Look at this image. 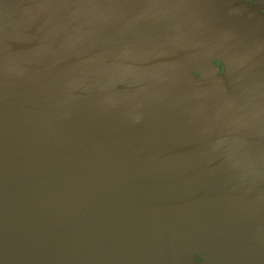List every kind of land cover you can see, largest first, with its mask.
<instances>
[{"label":"water","instance_id":"water-1","mask_svg":"<svg viewBox=\"0 0 264 264\" xmlns=\"http://www.w3.org/2000/svg\"><path fill=\"white\" fill-rule=\"evenodd\" d=\"M206 13L198 0L1 1L0 264H264V23L215 32ZM215 52L246 65L222 79L240 121L209 75ZM83 152L125 167L106 176L105 209L82 191L104 174L68 166ZM129 209L154 249L110 236Z\"/></svg>","mask_w":264,"mask_h":264},{"label":"rangeland","instance_id":"rangeland-1","mask_svg":"<svg viewBox=\"0 0 264 264\" xmlns=\"http://www.w3.org/2000/svg\"><path fill=\"white\" fill-rule=\"evenodd\" d=\"M1 1L2 0H0V8H1ZM210 22L214 25H218L216 27V29L213 27V25L208 27V30H210L212 32L214 31V29H215V32L220 30L221 26H223L221 21H216V22L210 21ZM207 54L208 53H207V47H206L202 51V54H201L200 65H201L202 69H205V60H207L205 57ZM209 63H210L209 67H208L209 75L211 76V78L214 80V83L218 87L227 109L230 111V114L232 115V117L234 119L240 121L241 120L240 114L237 111H234L232 109V103H231V100L228 98V96L225 92L224 86L222 84V79L225 83L229 82L228 84H230L231 80L239 83L240 77H238V76L241 75L245 71L246 65H243V69L238 68L237 66L242 64L241 60L231 58V57L221 58V57H219V54L217 52H215L213 54V56L210 57ZM243 81H244V79H241V82H243ZM235 86H239V84H236ZM108 149L110 151L114 150L111 148H108ZM178 151H179V148H178ZM83 154H85V155H79V154L75 153V155H73V157L71 158V163L68 160V166H70L69 167L70 171L75 177H81V178H83V176L86 177L84 175L85 173H80L81 167H83L85 169L87 175L96 169L99 170V173L104 174V175H100L101 177H100L99 185H95L96 182H94V179H96V177H95L96 174L94 175L93 182L84 181L82 191L85 194L84 196H87L89 198V201H87V203L95 202L90 207V209H102V208L105 209L107 207V204H103L102 201H106V198H105V196L101 190L103 189V191H104V189L106 187V184H107L106 176H107V174H110V173L115 172V171L117 172L118 170L123 171L125 167L117 165V164H115L113 162H109V161H107L105 163L100 162L99 164H97V161H102V160H96V158L93 159V157H96L95 154H94V156H92L90 153L86 154L83 152ZM197 155H199V156L202 155V152L199 151ZM203 155H204V157H203L202 161L196 160V168L200 169V171L198 172L199 176L200 177L203 176L204 181L209 182V179L206 177L207 176L206 172L209 169V165L207 164V162L204 161L205 155L207 156V153L205 151H203ZM99 156L100 155L97 156L98 159H99ZM121 156H123V154H121ZM179 156H180V154H179ZM68 158H69V156H68ZM125 158H127V156ZM103 161H106V160H103ZM106 163L111 164V165H107ZM97 165L102 166V167L98 168ZM215 174H216V172H215ZM128 177H129V175L127 176V178ZM247 178L248 177H244L242 179H247ZM89 183H90V187L92 189L91 193H89V191H88ZM96 189H98V191H99L97 194H96ZM121 192L123 194L126 193L124 188L121 189ZM99 193H100V195H99ZM122 197H123L122 201L124 203L127 199L124 197V195ZM71 209L74 210L72 207H71ZM244 209H245V207L239 209L240 214L245 213ZM145 212L147 214H149L150 207L149 208L147 207L145 209ZM66 213H67V215L64 216V218L62 219V222L70 221L71 218L74 220V218L71 215V212H66ZM91 214H92V212H82L80 214H77L75 212L76 217L77 218L81 217L82 220L88 219V217L91 216ZM113 217L114 216L109 215V217L106 218L104 221H103V219H100V218L95 219V221L100 226V225H102L103 222L105 223L107 221H109V222L112 221ZM186 220L190 221V219H186ZM124 221H125V223H123L119 219H116L115 226L118 227L119 224H121L122 230H120L119 234H117V235L116 234H114V235L110 234V236L115 241H119L117 239H120V236L132 237L134 235V231H135L136 232V234L134 236L135 241H139L143 245V247L147 246L146 244H148L150 250L154 249L155 240L153 237L152 225H151V223H149V224L145 223L141 219V212H137L136 209H129L128 213L125 216ZM144 234H147V237H142ZM112 238H111V241H112Z\"/></svg>","mask_w":264,"mask_h":264},{"label":"flooded vegetation","instance_id":"flooded-vegetation-1","mask_svg":"<svg viewBox=\"0 0 264 264\" xmlns=\"http://www.w3.org/2000/svg\"><path fill=\"white\" fill-rule=\"evenodd\" d=\"M199 6L213 21L236 26L246 23H264V0H198Z\"/></svg>","mask_w":264,"mask_h":264}]
</instances>
